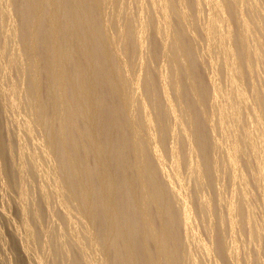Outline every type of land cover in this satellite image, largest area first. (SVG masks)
Here are the masks:
<instances>
[{
  "label": "rangeland",
  "instance_id": "1",
  "mask_svg": "<svg viewBox=\"0 0 264 264\" xmlns=\"http://www.w3.org/2000/svg\"><path fill=\"white\" fill-rule=\"evenodd\" d=\"M107 1L108 0H106V3L102 4L103 6L101 5L97 14L99 16H97V23L101 25L99 26V32L101 34L99 44L101 47L100 45L99 47L105 50L104 54L100 55L99 60L101 63H114L113 61L116 60L117 62L115 61V63L117 65H115V63L114 65L119 66L118 64H120L121 67L119 66V68H123V75L121 71L119 72L124 78L126 77L125 80L127 79L125 81L127 86L124 85L125 91L128 90L130 95H132L133 98L135 97L133 105L130 107L124 102H121L124 104L122 105L120 103L122 100L118 99L119 97L117 95L118 98L116 97V100H118L115 102H117L119 106V116L128 125L131 123L132 125H130L133 128L139 125L138 127L140 130L137 127V131L144 130V132H141L144 134L140 133L141 135L139 136L141 137L144 135V138H142L143 136L141 137V143L144 142L147 144L145 141L148 140L149 143L152 141V144L155 143L158 145V151L160 152L158 153L163 160L161 165L156 162L155 156H153V153H151L152 151H150L151 149H147L148 152L146 151V155L149 159H154L152 162L156 165V168L159 165L157 168L158 171L156 170L158 173H156L157 184L160 183L164 185L160 186L165 187L166 192H164L166 194L168 192L169 195L172 191H175V193L172 194H176L174 197L171 196L172 194L169 195L170 198H167L168 201H166L169 203H165L164 207L167 208L169 212H172V214L171 212L170 214L175 219L174 224L177 225V228L174 226V229L176 228L178 232L180 231L179 235L176 234L177 239L182 242L177 240L180 246L178 252L181 253V255L180 253L177 254V263L234 264L233 260H231L234 258L235 264H264V225H262L264 222V197L261 189L258 188L259 181L261 180L260 183H262L264 178L262 179L257 176L258 180L256 178L258 172H256L257 169L254 168L257 167L256 160L262 156V153L255 152L254 154V150L251 148L250 144L251 140L249 141L245 134L248 131L247 129H252V124L250 122H254V114H256V116L259 114L260 128H258V134L264 137V0H219L224 9L223 14L228 20L231 35V40L229 42H223L221 48L218 46L219 40L216 43L218 37L216 36V39L213 37L215 33L212 34L213 36H210L211 34L208 35L206 31L205 25H207L209 14L213 12L211 3L209 4L206 0H114V3H112L113 0ZM160 2L163 6H161ZM164 3L167 4V6ZM3 4H5L4 0H0V8ZM18 5L19 0H14L10 6L8 5V8L6 4L4 5L7 10H5V7H2L3 10L1 9V11L3 12L5 10L7 13L4 12L8 16L0 11V264H113V259L116 254L109 253V255L106 256L104 252L105 248L103 247L108 244V240L99 237L102 236V229L99 224L100 221L94 218L93 220H89L86 215H84V210L81 209L82 206H84L82 205L84 204V197L79 193V195L74 193V189L80 186V183H83L82 185H90L91 181H93L91 184L93 186L95 185L94 187L98 189L99 184L96 177L88 181L84 175L85 171H87L86 169H88L86 167H89L90 169L88 170H91L94 165H97V159L93 156L85 159L84 163H86L82 167L84 171L79 168L77 173L70 178L71 180H66L69 173L68 166L63 164L60 154L57 151H53L48 146L45 126L40 125L35 120L39 111L49 118V120H52L53 117L51 116L53 115V108L56 105V101L43 92L40 95L41 97L37 106H35V97L27 93L31 78L28 73L31 60L22 59L21 57L23 56L22 41L20 38L22 24L21 18L16 15V8H18ZM252 8L256 10H251ZM163 9L167 12L166 14L169 18L165 17L166 14ZM107 17L108 19L105 20ZM165 18L168 20L167 24L166 20H164ZM241 18L246 20L248 32L246 31L243 33V27L240 22ZM104 20L106 23L108 21V23L106 24ZM129 25L131 26L133 34L130 33V28H128ZM124 28L129 31L128 36L126 34L127 31L123 32L125 30ZM13 33L14 35L11 36ZM241 33H243V35H241ZM244 34L246 36H244ZM179 36H182L181 40L185 42L183 48L186 47L188 51H186L187 49L185 48L186 52H183L181 40L179 41L181 44L177 43L178 39H180ZM209 36L213 37V39H209ZM175 39H177V42ZM119 46L122 47L120 48ZM252 49L253 51L255 49V51L252 52ZM222 50H225L227 57L224 56ZM249 52L253 53V55L249 54L248 59L247 53ZM236 54H239V57ZM174 57L176 61L171 60L175 59ZM186 57H189V61ZM241 59H245V62ZM101 60H103V62ZM224 60H226L229 65H225ZM240 62L244 63V66H239L238 64H240ZM187 64L191 67L187 68ZM71 66L72 65H69V68ZM192 67L194 71L191 69ZM185 68L193 72L190 73ZM240 68L241 70H239ZM174 69H177L176 72ZM23 70L26 71L24 72ZM194 73L198 80L202 79V89L205 95L200 93L202 96L197 94L199 96L197 97L195 92V94L193 93V98L192 93H190L193 89H190L191 84L188 83V79L191 78L192 81V75H194ZM176 75H178L177 79ZM186 75L189 78H186ZM229 76L235 78V81H230ZM162 77H167L165 81L167 80L169 82H166L168 85L167 92L168 94L170 93L168 96L172 99L170 100L171 103L173 101L172 104L175 109L173 113L167 108L166 105H168V103L162 95ZM178 79H180L181 82ZM213 80L215 81L213 82ZM191 83L193 88L194 83ZM188 84L190 85L189 88ZM214 84L216 86L218 85L220 90L218 96H215L212 92ZM172 86L174 89L169 88ZM12 88L14 91H12ZM178 93L180 96L177 95ZM212 95L214 97H212ZM239 96L245 98L243 104H241L242 101L240 102L236 98ZM190 100L193 101L191 102ZM106 101L112 102L109 97L104 99V103H106ZM235 101H239L238 103L241 107L237 103L236 106L240 107V111L238 110L239 107H236V109L234 108ZM190 102L193 104L191 107ZM174 104H177L176 108ZM230 104H234L233 109ZM121 106H125L126 108L124 109ZM220 108H222V116L219 111ZM182 109L183 112L185 111L187 114L185 112L184 114ZM235 110H238V115L235 114V117H233L232 115L237 113ZM144 111L150 118H153L151 119L152 122L154 121L151 123L152 125L148 130L147 127H145L146 125H144L146 124L145 121L142 120L144 119ZM250 111L253 113L251 114ZM177 113L180 117L177 116ZM247 113H250V115ZM237 117L240 118L237 119ZM176 118L182 119L177 121L178 119ZM28 119L30 121L29 127L25 124ZM246 119H248V122ZM123 121H121L122 124L120 126L126 130L130 126L124 124L125 122ZM142 121H144V123ZM180 121L182 125L179 124ZM221 125L224 126L223 129H225L226 132L230 130L231 134L233 132L232 137L233 140L235 138V141L231 139L230 132L224 133L225 130L222 129L223 126ZM246 126H248V128ZM185 127L187 129L186 131ZM180 128L184 130L181 131ZM245 128L246 130L244 132ZM136 129L135 132H137ZM146 132L147 134L150 132V134L147 135ZM199 133L204 140L202 144L201 142L199 143V147L204 144V148L201 147L202 149L199 148L198 143L195 142L201 139L200 137L197 138ZM253 133L256 134V131L254 132L253 130ZM224 135L226 143L223 139ZM148 136L149 138L151 137V141ZM186 136L190 137L186 139ZM221 136H223V144L219 142ZM230 141L233 145L238 142L236 145L237 147L235 146L237 151L236 157H239V159H237V172L233 167L230 168L232 165L229 166L231 163H228V161H230L228 160V151L232 147H227L228 145H232ZM144 143H142L143 146ZM193 144L197 146V149H195L196 146H193ZM221 144L224 146V151ZM85 145H87V143ZM190 147L193 148V151ZM171 149H173V158L176 154L174 159L172 158ZM198 149L202 151L206 149L207 153H205L207 155H205L204 152L202 153V151V155H200ZM190 151H192L193 155L190 154ZM225 151H227L226 155L223 153ZM239 153H241L240 156ZM203 155H205L206 158ZM201 156H203V160L200 161L199 159H201ZM223 156L224 160L227 159L225 160L226 163L222 160ZM225 156H227V158H225ZM191 158H193L194 161H192ZM188 161L191 162L189 163ZM198 161H200L201 164L203 163L204 166L202 167L201 164H198ZM192 162L197 163L193 165ZM216 162L218 163L217 166ZM223 163L226 165L228 164L227 167H223L225 166ZM205 164L209 165L206 166ZM192 165L193 167H191ZM199 165H201L202 168H199ZM187 167L189 170L191 169L189 172L187 171ZM204 167L205 169H203ZM206 167L208 169L210 168V172H208L209 170ZM192 168L194 170H192ZM195 168H197V171H195ZM218 168H221V170ZM93 169L92 174L96 176ZM176 169H179V171H174ZM201 169L202 171L204 170L203 173ZM229 169L233 170L231 171L233 173L232 175ZM206 170L207 173H211V175L209 174L208 176ZM211 170L213 171L211 172ZM191 171H195V173ZM200 172L204 174V176H199L201 175ZM82 175H84V177ZM171 175L174 176L171 178ZM235 175L239 176L240 181ZM168 176L173 183V185H171L172 183H168V185L170 184L171 186H167L166 184V181L168 182ZM172 179H177L178 181H175L177 184L173 182ZM173 186L175 188L178 187V189H175ZM71 187H75L73 191ZM180 187L182 189H180ZM163 190L164 188H162V191ZM176 192L179 193L177 194ZM177 195L180 196L178 197ZM178 198L181 200L179 201ZM204 200H206V206ZM182 201L186 204L189 203L187 204V208L189 207V216L191 215V218L189 219L190 225H188V229L186 227L187 230L183 227L182 218L179 217L183 206ZM201 202H204V206ZM229 202L238 205H235L238 207L235 209L237 211L240 210L241 207L243 209L245 207L244 210L241 208L243 211H234L235 217L237 213H239L238 215H240L241 212L243 213V215H240L241 220H238L240 222H236V225L235 222L230 224V218L228 217ZM79 203H81V205ZM122 203L123 202L118 205L117 210L119 214L125 212V206L122 205ZM134 205L131 204L133 208L135 207ZM135 209L138 208H130L131 214L134 213ZM130 210L128 212H130ZM177 211H180L179 214H176ZM238 215L237 218L239 217ZM246 218L252 221L249 220L248 222V220H246L245 222ZM154 220L156 221V217ZM157 220L156 222L152 220L153 225H157V222L159 225L160 219L157 218ZM234 220L236 221L237 219L235 218ZM176 221L180 223L178 222V224ZM246 224L248 225L246 226ZM139 227L140 225L134 221L132 231L135 233V236ZM254 227L258 232H256V236L254 235L255 231L251 233V235H254L253 237L256 238L253 240L249 231L253 230ZM175 232L178 233L177 230ZM219 235H222L223 244L221 243L222 239H217L218 237L221 238ZM96 237L100 239L98 240ZM250 238L253 241H251ZM232 239H234L237 244V251L229 255L230 253L228 252L227 245L231 243ZM227 242L228 244H226ZM146 243L144 242L141 247H139V252H144L141 253L142 255L145 253H153L155 250L154 242L151 241V239L147 240ZM220 245H223V248L220 249ZM224 247L227 248V250L224 249ZM216 250L218 252L221 250L220 253L222 255L226 250L224 255H227L228 260L226 261L225 257L224 260L226 262H224L222 255ZM209 251L210 253H207ZM234 254L235 257L233 256ZM111 255L113 256L111 257ZM190 257L192 258L189 259ZM126 259L127 257H125V260ZM190 260H192L193 263L190 262ZM139 264H141V262ZM160 264L163 263L161 262Z\"/></svg>",
  "mask_w": 264,
  "mask_h": 264
},
{
  "label": "bare ground",
  "instance_id": "2",
  "mask_svg": "<svg viewBox=\"0 0 264 264\" xmlns=\"http://www.w3.org/2000/svg\"><path fill=\"white\" fill-rule=\"evenodd\" d=\"M13 1L14 0H6V1L4 0V3L7 5V8H8V5L10 6L13 3ZM206 1L209 2V4L211 3L212 9H213L212 10L213 12L212 13L210 12L211 14H209L207 25H205L206 31H207L208 35L211 34L210 36H213L212 35L213 33L217 34V35L214 34L213 37H215V39L218 37V39H216V43L219 40L218 41L219 45L218 44L217 45L219 46V48H221L223 42H227V41L229 42L231 40L229 23H228V20L226 19L225 15L223 14L224 9H223L222 4L219 2V0H206ZM103 3H106V0H72V1H69V0H19V5L17 6L18 8H16V15H18L21 18V24H22L21 30H20V38L22 41V55L23 56H21V57H22V59L25 58V59L31 60V66L28 69V73L31 76V78H30V82H29V85L27 88V93L30 96L35 97V99H36L35 106H37V103L39 102V99L41 97L40 95L43 92L47 96L53 98L56 101V105L53 108L54 109L53 115L51 116V117H53L52 120H49V118H47L44 114H41L40 111L36 115L35 120L40 125L45 126L46 132H47L46 140H47L48 146L53 151H57L62 158L63 164H66L68 166L69 173L67 175L66 180H71L70 178L73 177V175L77 173L78 169L79 168L82 169L83 165L86 163V162L84 163L85 159L89 158L90 156H93L97 159V162H98L96 165L97 169H96L95 165H94V167L91 168V170H88L90 168L86 167V168H88V169L85 168L87 171H85V174H84V172H83L84 170L82 169L83 170L82 173L85 175V177L87 178L88 181H91V180L95 179L94 177H96V180H98V184H99V186L97 185L98 189L94 187L95 185L93 186L91 184L93 181H91L90 185L89 184L88 185L87 184L82 185L83 183L81 184L79 182L80 186H77L76 188L74 187L75 189L73 187H71V188H72V191L74 189V193H76L77 195L80 194V195H82V197H84V204H82L84 206H82V208H81L82 210H84L83 211L85 213L84 215H86V217L89 220L90 219L93 220V218H94V219H98L100 221L99 224H100V227L102 229L101 230L102 236H99V237H102V238L108 240V242H107L108 244L105 247H103V248H105L104 252L106 253V256H108L109 253L110 254L111 253L116 254L114 256V259H113V264H139L140 262H141V264H160L161 262L163 264H178L176 260H178L177 254L180 253V252H178V250L180 247L179 242H181V241H179V239H177V235H179L180 231L178 232V229H176L177 225L174 224L175 219L171 215L172 212L170 211L171 212V214H170L169 210L164 207L165 203H167L166 201H168L167 198H170L169 195L172 193H175V191L170 192L168 195V192H167V194L165 193L166 192L165 187H162L164 185H162L160 183L157 184V181H156L157 178L156 177H157L158 173L156 172V170L158 171V169H157L158 166L161 165L163 162V160L161 159V156L159 154L160 152L158 151V145L155 144L154 141H153L154 144H152L151 137L149 138V136H148L151 143H149L147 140V141H145L147 144L142 142V143H144V146H143L141 141H142V138H144V135H142L143 137L141 136L142 138L139 136L141 134H144V133H141V132H144V130L139 131L140 128L138 127L139 126L138 124H137L138 126L135 125L136 127L133 128L131 126L132 125L131 123H130L131 125L130 124L128 125L119 116V106H118L117 102H115V101H117L118 99H121L122 101H120V103L124 102L125 104H128L131 107L133 105V101L135 100L134 99L135 97L133 98V96L130 95L128 90L125 91L124 85L127 86V83L125 82L127 79L125 80L126 77L124 78L122 76L123 75V72H122L123 68L122 69L119 68L120 64H118L119 66H115V65H117L115 63L116 60H114V61L112 60L115 63V65L112 62L101 63L99 60L100 55L104 54V51H105L104 49L100 48L101 45L99 44L100 43L99 38L101 37V34L99 32V26H101V25H99L97 23V19H98L97 14H98L99 8L101 7V5ZM112 3H114V0ZM155 3H153V4H155ZM5 4H3L2 7L6 8V6H4ZM160 4H161V2H160ZM165 5L167 6V4H165ZM161 6H163V5L161 4ZM2 7L0 8V11H1ZM115 7H117V6H115ZM168 7H169V5H168ZM252 7H253V5H252ZM7 8L5 10H7ZM163 8H165V7H163ZM171 9H172V7H171ZM254 9L252 8L251 10H254ZM118 11H120V10H118ZM163 11H164V9H163ZM164 12H165V14L167 13L166 11H164ZM100 14H101V12H100ZM2 15H4V14H2ZM177 16H178V14H177ZM165 17L169 18V17H167V14ZM166 18L164 20H166ZM107 19H108V17L105 20H107ZM167 21L168 20H166V24H167ZM240 22H241L242 27H243L242 28L243 33H245L248 30V24L244 18H241ZM105 23H106V21H105ZM107 23H108V21H107ZM125 26H127V25H125ZM128 28H130V31H131L130 25ZM203 28H205V27H203ZM125 31H127V29H125L123 32H125ZM128 32L129 31L126 32L127 36L129 35ZM130 33H132V31ZM243 33H241V35H243ZM137 34H138V32H137ZM12 35H14V33L11 34V36ZM122 35L124 36L125 34H122ZM176 35H178V34H176ZM210 36H209V39H211V38L213 39V37H210ZM244 36H246V35L244 34ZM130 37H131V35H130ZM181 37L182 36H179L180 39L177 38L178 42L176 41L177 39H175V41L178 44L182 43L181 45H182V49L184 52L186 47L183 48V46H185V44H184L185 42H184V40H181ZM125 41H127V40H125ZM179 41L181 43H179ZM114 43H115V41H114ZM99 45H100V47H99ZM128 46H129V44H128ZM255 49H254V51H255ZM186 51H188V49ZM251 51L254 52L253 49ZM247 52H248V50H247ZM116 53H117V51H116ZM120 53H122V52H120ZM223 54H224V56H226L225 50L223 51ZM247 54H248L247 55L248 59H249V54L253 55V53H250V52ZM247 56H246V58H247ZM189 57H190V55H189ZM188 58H187V60H188ZM171 60L176 61V58L171 59ZM241 60L244 61L245 59L244 60L241 59ZM101 61L103 62V60H101ZM109 61H110V58H109ZM241 62L238 65L244 66V63H241ZM189 64H187V68L191 67ZM224 64L227 65L228 62L226 60H224ZM241 64H243V65H241ZM69 65H72L71 66L72 68L71 67L69 68ZM187 68H185V69L188 72H190V69L188 70ZM241 68H244V67H241ZM241 68L239 70H241ZM245 68H246V66H245ZM24 69H26V68H24ZM164 69H166V68H164ZM191 69L193 70V67ZM174 70L176 72L177 69H174ZM119 71L122 72L121 73L122 75L120 74ZM117 72H119V73H117ZM192 72H190V73H192ZM187 75H188V73H187ZM187 75H186V78H189V77H187ZM177 77H178V75H176V79H177ZM136 78H137V76H136ZM143 78H145V77H143ZM165 79H167V77L166 78L162 77V81H161L162 82V93H163L162 95H163L165 101H167V103L169 105V107H168V105H166L167 108H169L170 111L173 113L175 110L173 107V104H172L173 101L171 103L170 100H172V99H170L168 96L170 93L168 94V92H167L168 85L166 84V82L167 83H169V82L167 80L165 81ZM189 79L191 81V78H189ZM189 79H188V83L191 84L190 89L194 90V92L192 90V92H190V93H192V95H193V93L195 94V92H196V95L200 94V93L202 94L203 93V89H202V87H203L202 83L203 82L201 81L202 79L198 80V78L195 77V73H194V75H192V81H191L194 83L193 88H192V83L189 81ZM178 80L180 81V79H178ZM178 80H176V81H178ZM229 80L234 82L235 78L229 76ZM214 81L215 80H213V82ZM147 82H148V80H147ZM173 82H174V79H173ZM170 84H171V81H170ZM189 84H188V88L190 86ZM215 84L213 86L212 92L214 93L215 96H218L220 90L218 88V85L216 86ZM176 85H178V84H176ZM173 86H175V85H173ZM173 86L169 87V88H173ZM176 89H177V87H176ZM177 90L179 91V89H177ZM12 91H14L13 88H12ZM176 93H177V91H176ZM117 95L119 98L117 97ZM177 95H179V93ZM203 95H205V94L203 93ZM179 96H177V97H179ZM107 97H109L112 102L106 101V103H104V99ZM116 97L118 98L117 100H116ZM181 97H182V95H181ZM197 97H199V96L197 95ZM212 97H214V96L212 95ZM193 98H194V95H193ZM236 98L240 102L242 101L241 104H243V101L245 100V98H241V96L236 97ZM197 101H199V100H197ZM191 102H190V104H191ZM238 102L235 101V107H234L235 109L237 107L236 105L239 104ZM122 105H124V104H122ZM155 105H156V103H155ZM176 105L174 104L175 108H176ZM179 105H181V104H179ZM192 105L193 104H191L190 107ZM230 106H232V109H233L234 104L233 105L230 104ZM239 106H240V104H239ZM121 107H123V106H121ZM126 107H127V105H126ZM126 107L124 106L123 108L125 109ZM240 107L238 109L239 111H240ZM159 109H160V107H159ZM177 110L179 111L178 107H177ZM170 111H167V112H170ZM219 111H220L221 116H222V112H221L222 108H220ZM237 111L235 110V112H237ZM251 111H250V113L252 114L253 112H251ZM175 112H177V111H175ZM182 112H183V109H182ZM220 113H219V115H220ZM250 113H247V114L250 115ZM168 114H171V113H168ZM174 114H176V113H174ZM230 114H231V111H230ZM230 114H229V116H230ZM235 114L238 115V112L234 113L232 116L235 117L234 116ZM161 115H162V113H161ZM178 115L179 114L177 113V116ZM254 115H255V117H254L255 120H254V122L252 121L253 123L252 122H250V123L252 124L251 126H252V129L254 130V132L256 131V134L253 133L252 129H250V130L247 129L248 131L245 134L247 135L249 141L251 140L250 144H251V148L254 150V154H255V152H257V153L259 152L260 154L262 153V156H263L264 155V137H261V135L258 134V128H260L259 127V124H260L259 118L260 117L258 116L259 114L257 116H256V114H254ZM121 116H123V115H121ZM240 116H241V114H240ZM142 117H143V114H142ZM178 117H180V116H178ZM251 117L253 118L252 115H251ZM238 118H240V117H237V119ZM151 119H153V118H150L148 116V114L145 113V111H144V119H142V120L145 121L146 124H144V125H146L145 127H147V130L152 125L151 123L154 122V121L152 122ZM176 119H178V118H176ZM179 119H182V118H179ZM179 119L177 121H179ZM229 119H230V117H229ZM229 119H228V121H229ZM234 119H236V118H234ZM234 119H233V121H234ZM183 120H184V117H183ZM221 120H223V119H221ZM225 120H226V118H225ZM247 120L248 119H246V121ZM121 121L125 122L124 124H127L130 127L125 130L124 128H122L120 126L122 124ZM144 121H142V122L144 123ZM155 121H157V120H155ZM29 123H30L29 119L26 120L25 124L27 125V127H29L28 126ZM225 123H226V121H225ZM179 124L182 125L181 121ZM225 125H228V124H225ZM221 126H223V125H221ZM137 127L139 128L138 131H137V129H138ZM197 127H198V125H197ZM246 127L248 128V126H246ZM223 128H224V126L222 127V129ZM228 128H229V126H228ZM107 129H108V131H107ZM135 129L138 133L135 132ZM180 129H181V131L184 130L182 128H180ZM186 130L187 129L185 127V131ZM223 130H225V129H223ZM245 130H246V128L244 129V132H245ZM155 132H156V130H155ZM228 132H230V134H231V130ZM228 132H226V130L224 131V133H228ZM252 133H253V135H252ZM146 134H147V132H146ZM148 134H150V132ZM185 134L189 135L187 133H185ZM194 134H195V132H194ZM232 134H233V132H232ZM232 134L230 135V137H232ZM196 136H194V137H196ZM189 137L186 136V139H188ZM199 137L201 138L200 133L198 134L197 138H199ZM202 137H203V135H202ZM222 137L223 136H221V140L219 142L223 144L225 142V139H224L225 135L223 137L224 142L222 141L223 140ZM252 137H253V140H252ZM227 139H228V137H227ZM231 139L233 140V137ZM143 140H145V139H143ZM201 140H203V138H201L200 141H198V140L195 141L196 143H198V147H199L200 142H201V144H202V142H204V140L203 141H201ZM233 141H235V138ZM249 141H247V142H249ZM86 143H87V145H85ZM230 143L232 145L227 146V147L232 146L231 149H229V151H228V157H229L228 160H230V161H228V163L230 162L231 164L229 163L230 164L229 166L232 165L230 168L233 167V169L236 171L237 167H238L237 166V163H238L237 159H239L238 156H237L238 158L236 157V155H237V153H236L237 152L236 151L237 146L236 145L238 144V142H237V144L235 143V145H233V143L231 141H230ZM196 145L193 144V146H196ZM203 145L202 146L200 145V146L204 148ZM224 145H226V144H224ZM201 147H199V148H201ZM220 148H221V146H220ZM222 148L224 151L223 145H222ZM147 149H149V150L151 149L150 150V151H152L151 153H153V156H155V160L159 164L157 166V168H156V165H154L152 162L154 159L153 160L151 158L149 159L148 156L146 155V153L148 152ZM195 149H197V146ZM252 149H250V150H252ZM191 150L193 151V148H191ZM198 150L200 151V155H202L201 154L202 150H200V149H198ZM203 150L204 151H202V153L204 152V154L207 155L206 149H203ZM172 151H173V149H171L172 158H173V152ZM192 151H190L191 155H193ZM174 152H175V150H174ZM226 152L227 151H225L223 153L226 155ZM240 154L241 153H239V156H240ZM254 154L252 153V155H254ZM78 155L80 156V158ZM191 155H190V157H191ZM205 155H203V156H205ZM203 156L200 157L201 158V159H199L200 161L203 160L202 159ZM262 156L257 160L255 159L257 161V167H254V168H256L257 169L256 172H258V175H256V178H257V176H259V178L261 177L263 179L264 178V158H263L264 156L263 157ZM175 157H176V154H175ZM254 157H255V155H254ZM205 158H206V156H205ZM225 158H227V156H225ZM191 159H192V161H194L193 158H191ZM191 159H189V160H191ZM222 160L224 162L227 159L224 160V156H223ZM200 161H198L199 162L198 164H201ZM238 161H240V160H238ZM94 163H96V162H94ZM194 163H193V165H194ZM196 163H195V165H196ZM224 163H226V161ZM178 164H179V162H178ZM193 165L191 167H193ZM201 165H202V167L204 166L203 163ZM201 165H199V168H202ZM205 165L208 166L207 164H205ZM217 165H218V163L216 162V166ZM224 165L225 166H223V167H227L228 164L227 165L224 164ZM175 166H177V165H175ZM216 166H214V167H216ZM214 167H211V168H214ZM223 167H222V169H223ZM93 168H95L96 171ZM197 168H195V171H197L196 170ZM92 169H93L94 173H96V176L92 174L93 173ZM203 169H205V167ZM218 169L221 170V168H218ZM177 170L179 171V169H176L174 171L177 172ZM190 170H189V168L187 169L188 172ZM192 170H194V169L192 168ZM208 170H209L208 172H210V168ZM213 170H215V169H213ZM213 170H211V172ZM195 171H193V172L195 173ZM201 171H202V169H201ZM217 171H219V170H217ZM229 171L231 172L233 170L229 169ZM239 171H240V169H239ZM159 172H160V169H159ZM203 172H204V170L202 171V173ZM256 172H254V173H256ZM198 173H199V171H198ZM206 173H207V170H206ZM200 174H201V172H200ZM209 174L211 175V173H209ZM209 174H208V176H209ZM232 174L233 173L231 172V175ZM84 175H82V176L84 177ZM202 175L204 176V174H201L199 176H202ZM236 175H238V174H236ZM172 176H174V175H171L170 177L172 178ZM65 177H66V175H65ZM170 177L168 176V178H167L168 179V182L166 181L167 186L173 185ZM236 177L239 178V176H236ZM173 178H175V177H173ZM177 179H175V180L172 179V180H173V182H175V181H178ZM96 180H95V182H96ZM199 180H201V179H199ZM238 180L240 181V178ZM260 181L258 183V188L261 189L263 197H264V181L262 183H260ZM168 183H172V184L168 185ZM175 183L177 184V182H175ZM75 184H77V183H75ZM160 185H162V186H160ZM161 187L164 188L163 191H162ZM175 189H178V187ZM180 189H182V188L180 187ZM248 194H250V193H248ZM61 195H62V193H61ZM73 195H75V194H73ZM175 195L176 194H172L171 196L174 197ZM181 196H183V195H181ZM178 200L180 201L181 199L178 198ZM182 200H184V199H182ZM204 201H205V203L204 202L203 203L206 206L207 205L206 200H204ZM230 201H234V200H230ZM243 201H245V200H243ZM121 202H123L122 205L125 206V212H123L122 214H119L117 209H118V205ZM133 202L135 203V205ZM240 202H241V200H240ZM182 203H183V201H182ZM203 203L201 202V204H203ZM79 204L81 205V203H79ZM131 204L135 206L134 208H136V207L138 208V209H135L134 213H132V214H131L130 208L131 209H134V208H133V206H131ZM187 204H189V203H187ZM187 204L183 203L182 211L179 209L181 211L180 214H179L180 211L176 212V214L178 213L179 217L182 218L183 225H184L183 227H185V230L188 229V225H190L189 219L191 218V215L189 216L190 211H189V207L187 208ZM204 204H203V206H204ZM235 205L238 206L237 204H235L233 202L228 203V215H229L228 217L230 218V224H233L235 222V225H236V222L238 223V222H240L238 220H241L240 215H243L242 212H241L242 214L240 213V215H238L239 213H237V212H240V210H242L243 208L240 206L242 209L240 208V210L237 211L235 209L238 207H236ZM244 209H245V207H244ZM129 210H130V212H128ZM234 211H237L236 213L240 218L239 217L237 218V215H236V217L234 216V213H235ZM226 215H227V213H226ZM248 216H250V215H248ZM155 217H156V221H158L157 218L160 219L159 225H158V222H157V225H155V224L153 225L152 220L155 221L154 220ZM235 218L237 219L236 221L234 220ZM246 220H248V218L245 219V222H246ZM249 220H251V219H249ZM249 220H248V222H249ZM134 221L136 223H138V225H140V227L138 228V232L136 233V236H135V233H133V231H132ZM178 222L179 221H176V223H178ZM224 222H225V220H224ZM253 223H255V222H253ZM247 225L248 224H246V226ZM262 225H264V222ZM174 226L176 227L175 229H174ZM260 226H261V224H260ZM186 227H187V229H186ZM234 227H233V229H234ZM243 227H244V225H243ZM248 227H250V226H248ZM252 227H253V224H252ZM258 228H259V226H258ZM129 229H131V230H129ZM254 229H255V227H254ZM254 229L253 230L250 229L251 231H249V232L251 235V233L253 231H255V233L254 232L253 233L256 236V232H258V231H256V229L255 230ZM176 230L178 233L175 232ZM233 231H235V230H233ZM261 231H263V230H261ZM259 233H261V232H259ZM259 233H258V235L260 237ZM235 234H236V232H235ZM253 236L251 235V238L253 240L256 239ZM96 238H98V237H96ZM251 238H250V240L253 241ZM99 239L100 238H98V240ZM150 239H151V241L154 242V245H155L154 249L155 250L153 253H148V254L145 253L144 255H142L141 253H144V252H139V249H140L139 247H141V245L144 242L146 243L147 240H150ZM217 239H222V237L221 238L218 237ZM177 240L179 242H177ZM221 241H222L221 243L223 244V239ZM219 244H220V241H219ZM226 244H228V242ZM146 245H147V243H146ZM200 245H198V246H200ZM236 245L237 244L235 243L234 239H232L231 243L229 245H227L228 250H229L228 252L230 253L229 255L236 253V251H237ZM222 246L220 247V249L223 248ZM224 249L227 250V248H225V247H224ZM206 251H207V249H206ZM220 251L221 250H219V252L218 251L217 252L220 253ZM224 252H223V255H224ZM207 253H210V251ZM218 253H217V256H218ZM180 255H181V253H180ZM223 255H222L223 260L226 257L225 259L227 261L228 260L227 255L226 254L224 256ZM112 256L113 255H111V257ZM233 256L235 257V254ZM233 256H231V257H233ZM125 257H127L126 260H125ZM191 258L192 257H190L189 259H191ZM75 260H76V258H75ZM192 260H190V262H192ZM231 260H233V263L235 264L234 258H232ZM226 261L224 260V262H226ZM217 264H220V263H217ZM223 264H228V263H223Z\"/></svg>",
  "mask_w": 264,
  "mask_h": 264
}]
</instances>
